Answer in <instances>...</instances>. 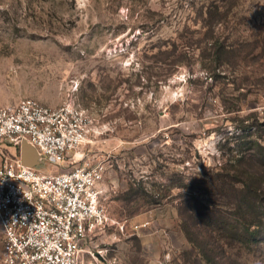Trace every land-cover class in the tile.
Wrapping results in <instances>:
<instances>
[{"label":"rangeland","instance_id":"374dc122","mask_svg":"<svg viewBox=\"0 0 264 264\" xmlns=\"http://www.w3.org/2000/svg\"><path fill=\"white\" fill-rule=\"evenodd\" d=\"M24 99L91 121L79 264H264V0H0V107Z\"/></svg>","mask_w":264,"mask_h":264},{"label":"built area","instance_id":"2783aa9c","mask_svg":"<svg viewBox=\"0 0 264 264\" xmlns=\"http://www.w3.org/2000/svg\"><path fill=\"white\" fill-rule=\"evenodd\" d=\"M90 126L75 104L0 107V264H79L86 239L105 227L104 165L76 157ZM22 143L35 150L36 166L21 163Z\"/></svg>","mask_w":264,"mask_h":264},{"label":"water","instance_id":"95a60500","mask_svg":"<svg viewBox=\"0 0 264 264\" xmlns=\"http://www.w3.org/2000/svg\"><path fill=\"white\" fill-rule=\"evenodd\" d=\"M20 160L24 166L34 167L38 164L35 150L26 143H22L19 150Z\"/></svg>","mask_w":264,"mask_h":264},{"label":"trees","instance_id":"16d2710c","mask_svg":"<svg viewBox=\"0 0 264 264\" xmlns=\"http://www.w3.org/2000/svg\"><path fill=\"white\" fill-rule=\"evenodd\" d=\"M212 51H213V54H214V60L217 62L219 60V53L220 51L223 49L222 45L219 43V42H214V43H211L210 45ZM248 137V136H247ZM251 142H248V144H250ZM247 150H251V147L248 148ZM246 157V156H244ZM250 157V156H248ZM177 188H181V187H177Z\"/></svg>","mask_w":264,"mask_h":264},{"label":"snow or ice","instance_id":"6c2138e0","mask_svg":"<svg viewBox=\"0 0 264 264\" xmlns=\"http://www.w3.org/2000/svg\"><path fill=\"white\" fill-rule=\"evenodd\" d=\"M181 79H182V77H181Z\"/></svg>","mask_w":264,"mask_h":264}]
</instances>
